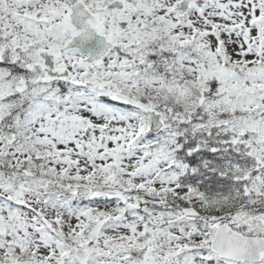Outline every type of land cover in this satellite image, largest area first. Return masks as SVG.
<instances>
[{"label":"snow or ice","instance_id":"1","mask_svg":"<svg viewBox=\"0 0 264 264\" xmlns=\"http://www.w3.org/2000/svg\"><path fill=\"white\" fill-rule=\"evenodd\" d=\"M0 264H264V0H0Z\"/></svg>","mask_w":264,"mask_h":264}]
</instances>
